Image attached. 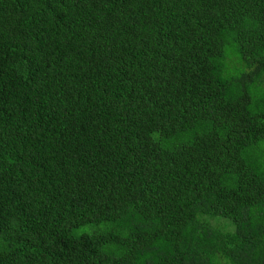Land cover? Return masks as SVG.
<instances>
[{
    "label": "trees",
    "instance_id": "trees-1",
    "mask_svg": "<svg viewBox=\"0 0 264 264\" xmlns=\"http://www.w3.org/2000/svg\"><path fill=\"white\" fill-rule=\"evenodd\" d=\"M0 264H264V0H0Z\"/></svg>",
    "mask_w": 264,
    "mask_h": 264
}]
</instances>
